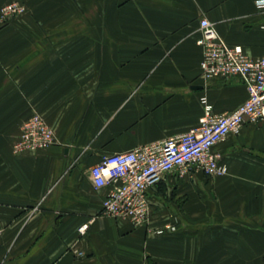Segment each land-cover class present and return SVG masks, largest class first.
Listing matches in <instances>:
<instances>
[{"label":"crops","instance_id":"1","mask_svg":"<svg viewBox=\"0 0 264 264\" xmlns=\"http://www.w3.org/2000/svg\"><path fill=\"white\" fill-rule=\"evenodd\" d=\"M26 6L0 28V264H263L264 122L215 146L227 173L167 174L150 218L102 214L104 155L183 133L247 97L238 78L205 80L199 21L264 57L256 0H0ZM43 117L48 148L15 154L21 125ZM166 223L174 230L156 234ZM86 225L81 234L78 228ZM82 252L76 255L73 250Z\"/></svg>","mask_w":264,"mask_h":264},{"label":"built area","instance_id":"2","mask_svg":"<svg viewBox=\"0 0 264 264\" xmlns=\"http://www.w3.org/2000/svg\"><path fill=\"white\" fill-rule=\"evenodd\" d=\"M255 6L264 10V0H256ZM25 12L26 6L19 1L3 5L0 8V28ZM199 31L196 43L202 48V76L205 80L240 79L246 88V99L232 111L218 114L202 96L203 111L196 126L129 151L102 156L89 168L94 188L110 186L101 204L102 214L128 219L134 227L147 224L150 218L148 192L167 174L184 177L199 171L213 177L227 173V166L215 146L227 135L237 134L247 123L264 122V57L250 56L240 45L225 43L206 18L199 21ZM54 143L55 135L50 126L41 115L33 113L22 123L13 152L38 151ZM85 229L86 225H83L78 231L82 234ZM174 229L173 224L166 223L154 231L162 234ZM3 230L0 223V236ZM73 252L82 255L76 249Z\"/></svg>","mask_w":264,"mask_h":264}]
</instances>
